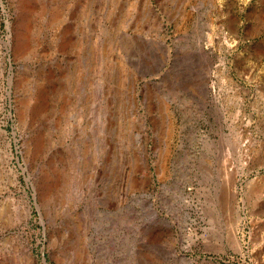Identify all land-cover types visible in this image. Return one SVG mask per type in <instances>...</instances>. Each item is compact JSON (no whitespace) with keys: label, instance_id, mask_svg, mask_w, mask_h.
<instances>
[{"label":"rangeland","instance_id":"374dc122","mask_svg":"<svg viewBox=\"0 0 264 264\" xmlns=\"http://www.w3.org/2000/svg\"><path fill=\"white\" fill-rule=\"evenodd\" d=\"M264 264V0H0V264Z\"/></svg>","mask_w":264,"mask_h":264},{"label":"water","instance_id":"95a60500","mask_svg":"<svg viewBox=\"0 0 264 264\" xmlns=\"http://www.w3.org/2000/svg\"><path fill=\"white\" fill-rule=\"evenodd\" d=\"M44 263L49 264L46 257H44Z\"/></svg>","mask_w":264,"mask_h":264}]
</instances>
